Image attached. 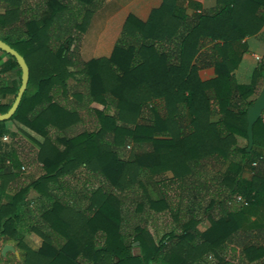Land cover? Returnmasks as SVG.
<instances>
[{
	"label": "trees",
	"instance_id": "1",
	"mask_svg": "<svg viewBox=\"0 0 264 264\" xmlns=\"http://www.w3.org/2000/svg\"><path fill=\"white\" fill-rule=\"evenodd\" d=\"M103 1L0 0V39L30 71L18 109L0 123V264H236V253L264 264V112L247 151L264 59L249 84L235 74L246 38L264 28V0L208 9L162 0L147 21L127 18L109 58L84 61L83 35ZM0 52L9 58L1 77L19 66ZM207 70L214 76L203 79ZM20 85V68L18 80H0V113ZM9 121L44 138L41 171L27 183L20 136L3 140ZM156 215L174 221L159 240L149 229ZM33 233L38 250L25 241ZM6 244L18 255L3 256Z\"/></svg>",
	"mask_w": 264,
	"mask_h": 264
},
{
	"label": "crops",
	"instance_id": "2",
	"mask_svg": "<svg viewBox=\"0 0 264 264\" xmlns=\"http://www.w3.org/2000/svg\"><path fill=\"white\" fill-rule=\"evenodd\" d=\"M36 2L38 0H28V4L33 7L37 5ZM180 2H183L185 5L188 4V0H180ZM201 2L205 9L212 8L216 5V0H202ZM161 5L162 0H104L96 9L83 35L80 48L82 59L84 61H90L98 58H109L122 35L127 18L133 15L142 21H147L152 12ZM2 12L3 10L0 9V13ZM188 12H191V9H188ZM245 42L248 45V52L243 55L235 74L240 83L249 84L252 80L254 70L260 60L264 59V28L260 34L246 38ZM257 57L260 59L258 60ZM8 59L7 56L4 62L8 61ZM4 72L9 75L8 79L6 78L7 82L19 79V68H12ZM213 76L214 73L212 70L201 72L203 79H209ZM257 96H254V98H257ZM93 106L102 108L98 104H93ZM6 128L8 133L4 135V137H7L6 141L3 138L4 142H9L14 134L19 136L26 134L31 141L36 143H42L44 141L42 136L17 122L9 121L6 124ZM37 168L41 171L40 165Z\"/></svg>",
	"mask_w": 264,
	"mask_h": 264
},
{
	"label": "rangeland",
	"instance_id": "3",
	"mask_svg": "<svg viewBox=\"0 0 264 264\" xmlns=\"http://www.w3.org/2000/svg\"><path fill=\"white\" fill-rule=\"evenodd\" d=\"M6 59H7V56L0 53V63H3ZM1 74L2 75L0 78H2L1 79L2 82H7L6 78L8 79L9 75L6 74L3 70L1 72ZM10 124H12V123H10ZM83 129H84V126L82 124L78 125V127H77L78 132L82 131ZM240 145H242V146L246 145V141L244 139H241ZM19 146H20V150H22L23 154H25V156L28 157V161L31 162L30 164L25 165V169H23L24 173L22 174V178L24 179L23 182L27 183L32 178H36L40 173V171L37 168L38 166L35 163V156H36V151L38 150V144L34 141H31V139L28 138V136L26 134H21ZM129 149L130 148H127V151ZM95 185H96V187L99 186L98 183H96ZM36 196H37L36 194H32L31 198H36ZM146 217L147 216H144V218H146ZM137 219H138L137 222H140L139 220L141 218L138 217ZM255 220H256V218L253 217L252 221H255ZM256 222L259 224H262L263 220L258 219ZM173 226H174V221L168 215L167 216L156 215V216H151V217L149 216V229L154 234L156 240H159L165 234V232H167ZM209 226H210L209 220L205 219L204 221H202L198 225V229L200 231H204ZM25 241H26V244L34 250H38L42 244V239L37 234H34V233L26 235ZM136 246H137V243H135L133 246V253L139 254V249ZM232 256H233L232 259H234L236 261V264H243V262H241L242 258L240 255H238L236 253L235 256L234 255H232ZM200 264H215V260L212 259V257H211L208 262H202Z\"/></svg>",
	"mask_w": 264,
	"mask_h": 264
},
{
	"label": "water",
	"instance_id": "4",
	"mask_svg": "<svg viewBox=\"0 0 264 264\" xmlns=\"http://www.w3.org/2000/svg\"><path fill=\"white\" fill-rule=\"evenodd\" d=\"M0 50L7 53L8 55L15 58L19 68L21 69V85L18 90L17 96L15 98L14 103L12 104L11 108L6 113H0V123L8 121L12 118L16 110L18 109L22 97L27 89L28 82H29V67L26 63V60L24 57L19 54L14 48H12L10 45L5 43L0 39ZM264 112V86L261 89L259 95L255 99L253 105L248 109L247 112V119H248V149L247 151L250 152L253 144H254V135H253V127L255 123L261 118L262 114ZM11 251L18 255V253L15 251L14 247L10 244H6L2 248V255L6 256V254Z\"/></svg>",
	"mask_w": 264,
	"mask_h": 264
},
{
	"label": "built area",
	"instance_id": "5",
	"mask_svg": "<svg viewBox=\"0 0 264 264\" xmlns=\"http://www.w3.org/2000/svg\"><path fill=\"white\" fill-rule=\"evenodd\" d=\"M257 59L259 60L260 58H259V57H257ZM4 139H5V140H7V137H4Z\"/></svg>",
	"mask_w": 264,
	"mask_h": 264
}]
</instances>
